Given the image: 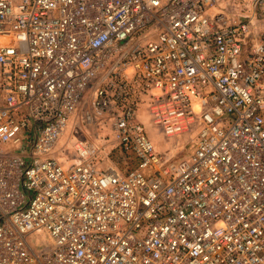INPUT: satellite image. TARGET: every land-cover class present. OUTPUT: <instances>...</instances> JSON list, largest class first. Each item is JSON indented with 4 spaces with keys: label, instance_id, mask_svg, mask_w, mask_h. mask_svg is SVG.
Here are the masks:
<instances>
[{
    "label": "built area",
    "instance_id": "obj_1",
    "mask_svg": "<svg viewBox=\"0 0 264 264\" xmlns=\"http://www.w3.org/2000/svg\"><path fill=\"white\" fill-rule=\"evenodd\" d=\"M218 2L0 0V264H264V0Z\"/></svg>",
    "mask_w": 264,
    "mask_h": 264
},
{
    "label": "rangeland",
    "instance_id": "obj_2",
    "mask_svg": "<svg viewBox=\"0 0 264 264\" xmlns=\"http://www.w3.org/2000/svg\"><path fill=\"white\" fill-rule=\"evenodd\" d=\"M241 4L238 5V7L234 8L231 12L235 13L242 7H244V4H247L249 0H240ZM217 9L221 11L227 12L225 9V0H219L218 4L216 5ZM215 11V10H213ZM243 12V11H242ZM89 97V95H86V99ZM80 109H83V106H80ZM78 124L84 125V122H78ZM146 126L148 129L149 134L151 135L153 141L155 142L156 147L161 151L171 152L174 154L173 161L175 163H178L180 160L187 158L190 153L194 150V146H190V142L188 140V135H182L178 136L176 138H166L164 137L158 129L155 127L149 125L146 122ZM89 136L93 138V140L96 141V135L94 132H88ZM98 140V139H97ZM59 144H64V140L61 139L59 141ZM105 154V155H104ZM102 156L109 157V162L100 161L99 165H112L119 169L122 172H126L128 170H131L136 165V160L133 158V155L123 149L120 148H108L105 150V153H103ZM46 240V237H45Z\"/></svg>",
    "mask_w": 264,
    "mask_h": 264
}]
</instances>
